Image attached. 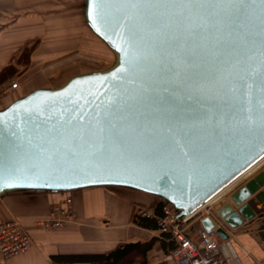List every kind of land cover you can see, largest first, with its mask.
Segmentation results:
<instances>
[{
  "label": "water",
  "instance_id": "1",
  "mask_svg": "<svg viewBox=\"0 0 264 264\" xmlns=\"http://www.w3.org/2000/svg\"><path fill=\"white\" fill-rule=\"evenodd\" d=\"M84 8L114 61L0 110V195L125 186L264 239V0Z\"/></svg>",
  "mask_w": 264,
  "mask_h": 264
},
{
  "label": "crops",
  "instance_id": "2",
  "mask_svg": "<svg viewBox=\"0 0 264 264\" xmlns=\"http://www.w3.org/2000/svg\"><path fill=\"white\" fill-rule=\"evenodd\" d=\"M17 2L0 0V19L4 11H10L11 15L17 14ZM9 25L11 27H5V31H1L0 26V46L4 43L12 45L13 40L22 34L18 32L19 29H13L14 24ZM9 31L15 32L4 39L5 33ZM2 57L0 53V63ZM69 194L76 221L58 228L43 227L39 221L46 217L50 205L63 193L0 195V222L18 219L32 239V245L25 252L9 259H0V264H52L51 255L109 253L124 243L149 240L153 242L146 252L145 262L138 259L134 264H176L171 255L174 242L168 240L167 235L157 228L133 222L139 206L144 205L149 209L155 207L157 199L154 197L111 186L82 187L69 190ZM227 200L229 196L223 197L220 202L225 203ZM205 215L189 220L187 226L191 236L194 237L198 229L204 228L202 217ZM255 234L256 231L233 230L227 240H221L224 251L235 256L234 264H264V239Z\"/></svg>",
  "mask_w": 264,
  "mask_h": 264
},
{
  "label": "rangeland",
  "instance_id": "3",
  "mask_svg": "<svg viewBox=\"0 0 264 264\" xmlns=\"http://www.w3.org/2000/svg\"><path fill=\"white\" fill-rule=\"evenodd\" d=\"M85 1L18 0L17 14L3 12L1 31L14 24L13 29H19L22 34L12 45L4 43L0 46L3 56L0 67L9 62L16 65V71L0 84V89L13 80L20 87L0 101V108L14 96L37 88L54 87L71 75L102 69L111 63L110 51L97 40L85 19ZM14 32L5 33L4 39ZM36 39L38 44L31 52L28 65L16 64L19 51Z\"/></svg>",
  "mask_w": 264,
  "mask_h": 264
},
{
  "label": "built area",
  "instance_id": "4",
  "mask_svg": "<svg viewBox=\"0 0 264 264\" xmlns=\"http://www.w3.org/2000/svg\"><path fill=\"white\" fill-rule=\"evenodd\" d=\"M19 83L11 81L0 89V101L10 92L17 90ZM206 207L202 213H208ZM142 216H152L149 211L139 210ZM187 217H181L170 205L162 206L161 215L156 217L157 229L174 242L171 255L176 264H234L235 256L224 251L223 243L215 230L204 228L197 230L193 237L188 232ZM76 221L73 201L69 195H63L49 207L45 218L39 221L46 228L62 227ZM32 245V239L18 219L12 218L0 222V259L5 260L25 252Z\"/></svg>",
  "mask_w": 264,
  "mask_h": 264
},
{
  "label": "trees",
  "instance_id": "5",
  "mask_svg": "<svg viewBox=\"0 0 264 264\" xmlns=\"http://www.w3.org/2000/svg\"><path fill=\"white\" fill-rule=\"evenodd\" d=\"M96 38L98 41L104 44V46L110 51L112 55L111 57L112 61L107 66L109 67L114 61V58H115L114 53L100 38H98L97 36ZM37 44H38V40L36 39L31 45H24L21 51H19V56L16 58V64L27 66L29 63L31 52L34 50ZM97 70H101V69H93L90 71L81 72L79 74L97 71ZM14 71H16V65L15 64L13 65L10 62L0 67V84L8 80ZM72 76L73 75L65 78L62 82H60L56 86L63 84L65 81H67ZM28 92L24 93V95L27 94ZM18 97L19 95L14 96L5 105L3 104L0 109H3L4 107H6L10 102L17 99ZM107 186L128 189V190L135 191L138 193L150 195L151 197H154L155 199H157V203L153 209H149L148 207L141 205L138 207L139 209H137L133 217V222L140 226L157 228L156 227V217L161 215L162 206L168 203L165 199H162L161 197L157 195L139 191V190H136L130 187L117 186V185H107ZM89 187H92V186H89ZM50 192H61L63 193V195L71 196L69 194V190H66V191H18V192L6 193L5 195H35V194H43V193H50ZM139 210L149 211L152 213V216H142L139 213ZM152 242L153 240L143 241V242H140V241L128 242V243H124L120 245L119 247H117L113 251H110L109 253L58 254V255H51L50 259L52 261V264H134V262L138 261V259H140V261L144 263L146 252L151 247Z\"/></svg>",
  "mask_w": 264,
  "mask_h": 264
},
{
  "label": "bare ground",
  "instance_id": "6",
  "mask_svg": "<svg viewBox=\"0 0 264 264\" xmlns=\"http://www.w3.org/2000/svg\"><path fill=\"white\" fill-rule=\"evenodd\" d=\"M255 167L254 166H252L249 170L251 171V170H253ZM229 188V186L227 187V188H225V190L224 191H226L227 189Z\"/></svg>",
  "mask_w": 264,
  "mask_h": 264
},
{
  "label": "snow or ice",
  "instance_id": "7",
  "mask_svg": "<svg viewBox=\"0 0 264 264\" xmlns=\"http://www.w3.org/2000/svg\"><path fill=\"white\" fill-rule=\"evenodd\" d=\"M3 177L2 176H0V179H2Z\"/></svg>",
  "mask_w": 264,
  "mask_h": 264
}]
</instances>
